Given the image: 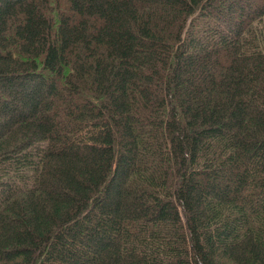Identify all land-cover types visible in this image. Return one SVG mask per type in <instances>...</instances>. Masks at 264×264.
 <instances>
[{
  "label": "trees",
  "instance_id": "16d2710c",
  "mask_svg": "<svg viewBox=\"0 0 264 264\" xmlns=\"http://www.w3.org/2000/svg\"><path fill=\"white\" fill-rule=\"evenodd\" d=\"M0 264H264V0H0Z\"/></svg>",
  "mask_w": 264,
  "mask_h": 264
}]
</instances>
